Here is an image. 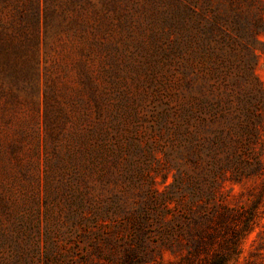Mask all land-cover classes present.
Returning <instances> with one entry per match:
<instances>
[{"label":"trees","instance_id":"obj_1","mask_svg":"<svg viewBox=\"0 0 264 264\" xmlns=\"http://www.w3.org/2000/svg\"><path fill=\"white\" fill-rule=\"evenodd\" d=\"M7 1L17 20L9 36L0 30L3 111L19 101L3 85L29 81L41 13ZM71 1L78 4L76 32L85 35L92 27L87 16L98 15L84 4H94ZM125 6L142 10L154 53L188 87L178 92L174 148L165 154L164 182L169 173L173 180L161 189L162 171L129 173L120 187L104 183L103 172L99 184L84 179L63 192L67 222L21 218L13 223L19 231H0V264H234L255 231L250 263L264 264V87L256 72L264 0H125ZM49 9L46 26L58 12ZM92 96L101 112L104 97ZM249 181L246 201L232 203L229 183Z\"/></svg>","mask_w":264,"mask_h":264},{"label":"rangeland","instance_id":"obj_2","mask_svg":"<svg viewBox=\"0 0 264 264\" xmlns=\"http://www.w3.org/2000/svg\"><path fill=\"white\" fill-rule=\"evenodd\" d=\"M91 1L94 5H84L98 17L87 16L92 27L81 35L72 17L74 1L19 0L28 11L41 9L40 30L29 81L3 85L19 101L4 111L0 107V231H19L13 223L21 218L67 222L63 192L84 179L99 184L100 172L106 174L104 183L119 187L129 173L139 178L162 171L161 189L173 180L169 173L164 182L165 154L174 148L178 92L188 87L154 53L152 30L140 8L124 7L125 0ZM47 5L58 12L46 26ZM0 19V30L9 36L17 15L7 0H0ZM256 72L264 87V54ZM93 92L105 99L101 112ZM100 124L102 130L94 132ZM252 185L229 183L231 202L246 201ZM256 234L234 264H252Z\"/></svg>","mask_w":264,"mask_h":264}]
</instances>
